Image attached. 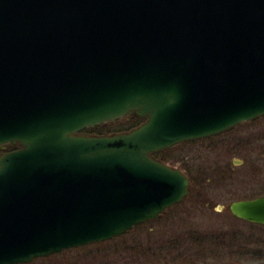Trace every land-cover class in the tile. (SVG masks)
<instances>
[{
  "label": "water",
  "instance_id": "95a60500",
  "mask_svg": "<svg viewBox=\"0 0 264 264\" xmlns=\"http://www.w3.org/2000/svg\"><path fill=\"white\" fill-rule=\"evenodd\" d=\"M260 117L264 0H0V264L158 218L190 181L151 153ZM227 210L264 226V195Z\"/></svg>",
  "mask_w": 264,
  "mask_h": 264
},
{
  "label": "rangeland",
  "instance_id": "374dc122",
  "mask_svg": "<svg viewBox=\"0 0 264 264\" xmlns=\"http://www.w3.org/2000/svg\"><path fill=\"white\" fill-rule=\"evenodd\" d=\"M117 120L104 125L102 132L112 133ZM219 135L222 136L209 141L179 145L159 156L168 158L165 163L170 166L184 168L187 172L191 169V189L205 191L211 204L196 202L191 196L140 228L109 241L35 258L29 264H183L182 259L176 257L178 250L203 256L198 252L201 247L190 245L191 236L206 238L212 232L223 231L228 235L235 231L253 235L249 239L238 235L237 242L242 245L251 242L248 247L259 255L257 252L264 249V227L233 217L227 205L234 200L264 194V117L243 122ZM218 205L223 209L217 210ZM184 236L187 240L181 239ZM180 243L182 249L177 248ZM215 252H210V262L200 264H219L220 257L218 252L214 256ZM248 260L250 257L241 255L242 264H248Z\"/></svg>",
  "mask_w": 264,
  "mask_h": 264
},
{
  "label": "trees",
  "instance_id": "16d2710c",
  "mask_svg": "<svg viewBox=\"0 0 264 264\" xmlns=\"http://www.w3.org/2000/svg\"><path fill=\"white\" fill-rule=\"evenodd\" d=\"M122 121H116L115 124H117L116 128L112 131V133H107V130H105L104 132H102V128H104V125H99V126H94L91 128H87L83 130V133L86 135H94V136H104V135H111V134H118V133H126L136 127H138L140 124H142L144 122V118H137L135 116H126L124 118L121 119ZM106 129V128H105ZM222 135H216V136H212V137H208V138H204V139H200L198 140L200 141H209L218 137H221ZM185 143H197V140H193V141H187V142H182L172 148L169 149H165L156 153H152L151 157L157 160H160L162 162H166V160L168 158H161L159 157L161 154H165V152L167 151H171L173 149H176L179 145L185 144ZM182 170L185 171V173L187 174V176L190 179V182L192 183V178L191 175L189 174V172L193 173V171L190 169L189 172H187L184 168H182ZM192 191H190V194L188 196V198H190L192 196L194 201H199V203H205V204H211L209 201V196L207 195V193H205V191H201V189L198 191L195 188L191 189ZM193 191H195L194 194ZM211 207V206H210ZM143 224L137 225L134 228H140ZM240 236L242 238L245 239H249V238H253V235H243L239 232H234V234H230L228 235L227 233H225L224 231L217 234L216 232H212L209 235H206V238L204 236H197L195 235L194 237L191 236V240H192V244L190 245H195L197 244L198 247H201L202 249H200L198 252H202L203 256L199 257L197 255L194 254H187L186 251H179V255L177 254V258L182 259L183 264H200V263H208L210 262L211 258H210V252L211 251H216L215 253H213V255L215 256V254H219V259L220 262L219 264H242V262L240 261V257L241 255H247V257H250V260H248V264H264V249H260L257 253L259 255H256V250H252L251 248H249V245H252L251 242L248 241V245H242V244H238V237ZM197 236V237H196ZM248 236V237H247ZM182 240H187V238L184 236L181 238ZM213 240V242H212ZM205 243H208V246L205 247ZM182 243L177 245L178 249H182L181 246ZM264 244V242H263ZM181 246V248H180ZM185 249V248H184ZM220 250L222 251V253L220 254ZM206 253V254H205ZM216 261V260H215ZM254 261V263H252ZM218 264V263H217Z\"/></svg>",
  "mask_w": 264,
  "mask_h": 264
},
{
  "label": "flooded vegetation",
  "instance_id": "af4514ba",
  "mask_svg": "<svg viewBox=\"0 0 264 264\" xmlns=\"http://www.w3.org/2000/svg\"><path fill=\"white\" fill-rule=\"evenodd\" d=\"M83 134V133H82ZM20 148V145L18 144V143H16V144H11V143H9V144H6V145H4V146H0V153H1V155L2 154H4V153H6V152H10V151H14V150H17V149H19ZM162 215V214H161ZM160 215V216H161ZM149 222V221H148ZM259 226H261V225H259ZM264 227V226H263ZM50 256V255H49ZM34 260V259H33ZM33 260H31L30 262H28V263H24V264H29V263H31Z\"/></svg>",
  "mask_w": 264,
  "mask_h": 264
}]
</instances>
